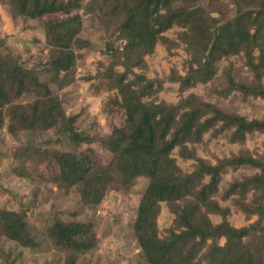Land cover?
Segmentation results:
<instances>
[{"label": "trees", "instance_id": "trees-1", "mask_svg": "<svg viewBox=\"0 0 264 264\" xmlns=\"http://www.w3.org/2000/svg\"><path fill=\"white\" fill-rule=\"evenodd\" d=\"M12 18L39 19L45 32L47 61L41 69L24 66L11 53L0 52V123L6 120L11 133L25 131L44 135L63 125L74 142L87 146L65 152L50 145L28 141L19 154L33 149L34 163L47 181L60 187L80 184L97 175L107 188L121 190L138 176L148 178L139 200L132 231L147 264H264V151L245 146L249 135L264 133V116L248 117L233 105L205 99L190 90L200 83H212L218 98L235 96L245 102L250 97L264 99V0H1ZM216 12L217 15H214ZM246 12L260 14L249 30L240 22ZM96 21L105 41L115 45L104 49L94 79L95 92L107 91L102 106L106 115L122 113L129 126V143L113 142L96 131V121L78 122L80 114H68L64 101L51 88L73 83L83 48L91 42L83 36L84 17ZM177 26V37L166 32ZM162 43L171 51L181 43L189 54L183 66L167 76L150 77L146 56ZM242 59L237 66L232 56ZM227 59L221 69L220 61ZM166 81L178 82L180 98L158 100ZM16 94L32 95L28 103H14L7 88ZM225 135L240 143L237 151L214 161L199 155L207 149L205 134ZM49 142V143H48ZM98 142L111 152L108 164H101L90 145ZM193 160L185 171L173 155ZM74 159L65 165V155ZM239 168L249 173L224 182V174ZM228 201V204L224 202ZM165 202L174 219L165 235H160L158 217ZM231 205L251 222L235 226L230 221ZM211 214L220 217L215 222ZM48 233L65 254V264H82L81 259L98 245L92 221L56 219ZM0 235L25 245H34L24 213L0 206ZM225 241L221 243V238Z\"/></svg>", "mask_w": 264, "mask_h": 264}, {"label": "rangeland", "instance_id": "rangeland-1", "mask_svg": "<svg viewBox=\"0 0 264 264\" xmlns=\"http://www.w3.org/2000/svg\"><path fill=\"white\" fill-rule=\"evenodd\" d=\"M228 2L229 0H224ZM179 4L180 0H176ZM202 5L208 7V0H203ZM217 15L216 12H213ZM246 28L252 30L260 19V14L246 12L239 17ZM181 28L174 26L166 34L176 38ZM83 36L91 42V48H83L85 58L78 63L77 78L70 85L58 89L54 84L51 88L58 93L64 101L68 114H80L78 122L87 125L96 121V131L105 136L104 142L110 147L113 142L129 143L131 133L122 113L106 115L102 112L104 101L108 92L101 90L95 92L94 79L88 75H95L100 61L106 60L104 49H113L115 45L103 38V32L96 21L91 17H84ZM0 52L11 53L16 56L24 66L41 69L47 61V47L45 32L39 19L28 17L12 18L8 8L0 0ZM189 54L183 43L169 51L162 43L156 45L155 51L146 56L148 61L147 74L150 77L167 76L171 69L176 67L184 73L185 60ZM231 59L237 66L242 65V59L236 55ZM227 59L220 61L222 69L227 64ZM211 82L200 83L190 90L202 95L205 99L218 101L223 105H233L238 111L248 117L264 116V99L250 97L248 101H241L235 96L227 99L218 98L210 91ZM14 103H28L33 97L29 93L16 94V89L7 85ZM180 98L179 83L166 81L158 93V100L175 102ZM66 126L50 130L44 135L30 136L25 131L11 133L7 130L6 120L0 123V206L7 209L21 210L28 223L31 234L35 239L34 245H25L18 241L0 235V264H65L66 257L55 245L48 233V227L56 220L92 221L97 232L98 245L81 259L82 264H147L140 253L136 237L132 231L136 209L143 191L148 184V178L138 176L129 185L121 190L107 188L106 183L95 176H90L80 184L60 187L47 181L41 168L33 161L34 150H25L19 154L18 148L33 139L43 143L52 139L50 145L60 147L65 152L83 149L87 144L80 145L74 142L67 134H59V130ZM207 149L203 145L198 148L201 156L209 157L211 152L218 156L237 151L240 143H231L225 135L211 138L210 133L205 134ZM49 143V142H48ZM245 146L252 150L264 151V133L249 135ZM94 156L101 164H108L111 152L98 142L90 145ZM173 155L177 163L185 171L192 169L193 160H183L175 148ZM74 159L73 155H65V165ZM250 171L239 168L224 174V182L235 176H240ZM228 204V201L224 202ZM213 221H220L216 214L210 215ZM230 221L239 227L256 218L247 219L231 205ZM174 214L170 212L165 202L162 203L161 213L158 217L160 235H165L171 226ZM225 238H221V243Z\"/></svg>", "mask_w": 264, "mask_h": 264}, {"label": "crops", "instance_id": "crops-1", "mask_svg": "<svg viewBox=\"0 0 264 264\" xmlns=\"http://www.w3.org/2000/svg\"><path fill=\"white\" fill-rule=\"evenodd\" d=\"M215 222H218V221H215Z\"/></svg>", "mask_w": 264, "mask_h": 264}]
</instances>
